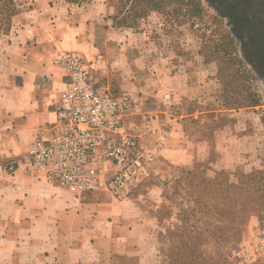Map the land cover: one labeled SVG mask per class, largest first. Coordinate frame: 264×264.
<instances>
[{"label":"crops","instance_id":"0c3cea01","mask_svg":"<svg viewBox=\"0 0 264 264\" xmlns=\"http://www.w3.org/2000/svg\"><path fill=\"white\" fill-rule=\"evenodd\" d=\"M39 13L36 7L16 15L0 51V264H165L154 212L167 179L160 163L192 169L211 161L210 176L243 169L255 155L264 157L259 130L237 117L191 142L197 132L192 123L204 112L180 111L193 90L187 69L173 70L169 60L154 63L152 50L130 44L100 21L71 20L67 11L61 23L56 14ZM65 51L83 57L97 87L136 101L124 130L157 169L128 193L110 188L109 162L100 165L102 184L81 193L25 163L30 144L62 123L59 111L70 83L59 63ZM206 120H198L203 128Z\"/></svg>","mask_w":264,"mask_h":264},{"label":"rangeland","instance_id":"374dc122","mask_svg":"<svg viewBox=\"0 0 264 264\" xmlns=\"http://www.w3.org/2000/svg\"><path fill=\"white\" fill-rule=\"evenodd\" d=\"M20 2L17 15L28 14L37 7L41 16L56 14L61 17L59 22L64 23L63 17L70 11L71 20L100 21L120 30L130 44L152 50L154 63L169 60L173 70L187 69L193 80V90L182 101L180 111L200 110L204 112L201 119H207L204 128L198 122L201 119L192 123L197 132L190 134L191 142L200 137V132L206 131L210 136L215 127L241 117L251 122V128L256 126L264 145V0H202L206 23H212L214 17L219 18L217 25L226 29L236 41L239 56L246 63L244 77L248 80L244 87L239 85L242 80L238 82L237 75L233 77L230 68L225 67L220 74L218 59L212 57L211 46L204 43L199 32L188 26H164V18L160 15L153 14L140 21L137 28L121 27L115 26L112 20L117 10L108 0ZM50 6L57 7L58 13ZM35 15L38 17L37 12ZM45 23L48 22H43L47 26ZM12 31L11 26L0 32V51ZM94 85L101 93L113 92L111 88L98 86L99 89ZM135 107L134 100L132 109ZM263 160V155H255L251 166L223 170L216 176L208 174L211 161L192 169L160 163L159 168L166 173L167 179L164 180L163 202L154 212L160 220L157 232L162 236L160 248L165 264H264ZM149 163L151 173H156L154 159ZM108 164L112 178L116 169L112 162Z\"/></svg>","mask_w":264,"mask_h":264},{"label":"built area","instance_id":"2783aa9c","mask_svg":"<svg viewBox=\"0 0 264 264\" xmlns=\"http://www.w3.org/2000/svg\"><path fill=\"white\" fill-rule=\"evenodd\" d=\"M59 63L70 76L59 111L62 123L30 144L25 163L48 170L62 187L81 193L97 189L102 184L100 165L112 162L116 171L110 188L128 193L151 175L152 160L124 130V117L134 99L118 92H99L78 53H61Z\"/></svg>","mask_w":264,"mask_h":264},{"label":"trees","instance_id":"16d2710c","mask_svg":"<svg viewBox=\"0 0 264 264\" xmlns=\"http://www.w3.org/2000/svg\"><path fill=\"white\" fill-rule=\"evenodd\" d=\"M117 13L112 16L115 26L139 27V22L155 14L164 18V26H188L199 32L204 43L212 48L211 55L218 59L219 72L230 68L231 74L238 76L240 86H246L244 69L246 63L239 56L237 44L233 36L218 26L220 19L206 23V10L202 0H108ZM20 0H0V32L11 28L13 18L20 10ZM240 74V75H238ZM252 94V93H250Z\"/></svg>","mask_w":264,"mask_h":264}]
</instances>
